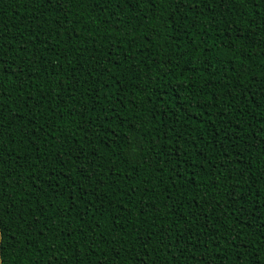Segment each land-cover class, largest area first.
Listing matches in <instances>:
<instances>
[{
  "label": "trees",
  "instance_id": "1",
  "mask_svg": "<svg viewBox=\"0 0 264 264\" xmlns=\"http://www.w3.org/2000/svg\"><path fill=\"white\" fill-rule=\"evenodd\" d=\"M0 264H264V0H0Z\"/></svg>",
  "mask_w": 264,
  "mask_h": 264
}]
</instances>
